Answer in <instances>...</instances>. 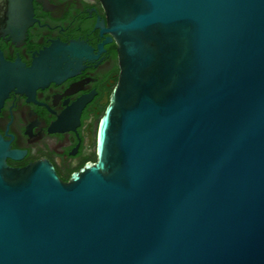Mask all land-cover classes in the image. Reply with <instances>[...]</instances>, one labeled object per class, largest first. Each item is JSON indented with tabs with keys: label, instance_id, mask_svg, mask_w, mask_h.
I'll use <instances>...</instances> for the list:
<instances>
[{
	"label": "water",
	"instance_id": "1",
	"mask_svg": "<svg viewBox=\"0 0 264 264\" xmlns=\"http://www.w3.org/2000/svg\"><path fill=\"white\" fill-rule=\"evenodd\" d=\"M99 1L97 163L63 183L0 142V264H264V0Z\"/></svg>",
	"mask_w": 264,
	"mask_h": 264
},
{
	"label": "flooded vegetation",
	"instance_id": "2",
	"mask_svg": "<svg viewBox=\"0 0 264 264\" xmlns=\"http://www.w3.org/2000/svg\"><path fill=\"white\" fill-rule=\"evenodd\" d=\"M107 28L99 0H0V142L8 167L46 161L68 183L97 163L100 122L120 72Z\"/></svg>",
	"mask_w": 264,
	"mask_h": 264
}]
</instances>
